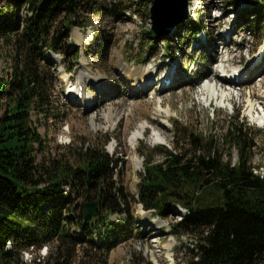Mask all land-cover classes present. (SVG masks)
<instances>
[{
	"label": "trees",
	"instance_id": "trees-1",
	"mask_svg": "<svg viewBox=\"0 0 264 264\" xmlns=\"http://www.w3.org/2000/svg\"><path fill=\"white\" fill-rule=\"evenodd\" d=\"M257 1H252L257 19L264 20ZM83 4L0 0L2 52L10 60L7 77L0 74V264H25L22 248L52 241L57 242L38 264H106L105 259L89 260L94 258L84 251L76 261L75 246L86 244L106 254L129 238L134 228L130 198L163 218L180 212L176 206L184 209L172 227L174 234L189 237L191 251L195 248L187 264H263L264 174L254 171L250 126L238 117L221 129L183 128L172 148L151 150L159 155L156 159L149 148L140 152L137 196L116 181L120 160L103 145L79 149L76 163L66 154L51 163L38 162L43 137L31 114L49 112L54 78L41 59L47 49L68 54L67 39L83 16ZM146 34L158 39L151 29ZM229 145L237 150L234 162L225 150ZM79 195L101 199L89 222ZM113 214L125 217L114 220ZM73 223L77 228L71 230ZM131 264L152 263L141 259Z\"/></svg>",
	"mask_w": 264,
	"mask_h": 264
},
{
	"label": "rangeland",
	"instance_id": "rangeland-1",
	"mask_svg": "<svg viewBox=\"0 0 264 264\" xmlns=\"http://www.w3.org/2000/svg\"><path fill=\"white\" fill-rule=\"evenodd\" d=\"M139 1L83 0V16L67 39L68 54L46 50L41 60L54 77L52 103L49 112L31 114L43 137L38 162L51 163L66 154L76 163L79 149L103 145L120 160L116 181L126 193L137 196L142 151L149 148L150 152L157 145L172 148L183 128L221 129L238 117L250 126L254 171L264 174V126L251 118V113L264 115V20L258 21L253 0H187L184 21L168 34L158 35V39L146 34L152 30V2ZM256 3L264 13V0ZM24 12L22 9L21 14ZM196 16L198 25L193 27ZM3 49L5 44L0 39V74L7 77L10 60ZM260 50L263 52L258 57ZM171 69L178 72L177 83L164 88L161 79ZM242 70L254 71L240 85L225 81V77ZM82 73L87 75L85 84L78 77ZM137 75L143 76L142 81ZM144 81L149 83L137 84ZM206 82L214 85L215 95L206 92ZM77 86L78 93L82 87V95L92 97L91 107L86 108L81 98L73 97ZM102 87L107 90L99 95ZM222 90L226 93L223 98L219 96ZM248 102L253 104L252 110ZM225 150L236 161L235 146ZM150 153L153 159L159 157ZM81 195L77 198L80 203L93 200ZM130 202L133 234L106 254L78 243L74 259L77 261L84 251L94 258L89 260L105 259L106 264H131L141 259L152 264H187L195 248L191 251L189 237L174 234L176 229L172 227L184 209L176 206L180 212L163 218L132 198ZM124 217L110 216L114 220ZM76 228L73 223L71 230ZM56 242L22 248L20 258L25 264L42 263Z\"/></svg>",
	"mask_w": 264,
	"mask_h": 264
},
{
	"label": "water",
	"instance_id": "water-1",
	"mask_svg": "<svg viewBox=\"0 0 264 264\" xmlns=\"http://www.w3.org/2000/svg\"><path fill=\"white\" fill-rule=\"evenodd\" d=\"M149 11L152 30L159 36L166 35L188 15V1L152 0ZM100 202V197H97L90 201L85 199L81 203L85 221H90L97 215Z\"/></svg>",
	"mask_w": 264,
	"mask_h": 264
},
{
	"label": "bare ground",
	"instance_id": "bare-ground-1",
	"mask_svg": "<svg viewBox=\"0 0 264 264\" xmlns=\"http://www.w3.org/2000/svg\"><path fill=\"white\" fill-rule=\"evenodd\" d=\"M190 9H191V6H190ZM174 29V28H173ZM172 29V30H173ZM171 30V31H172ZM77 33V32H76ZM227 33V32H226ZM76 35V37L78 38V39H80L81 38V36L79 35V34H75ZM226 35V34H225ZM227 36V35H226ZM261 51V50H260ZM263 51H261L260 52V54L258 55V57L261 55V53H262ZM170 60V59H169ZM252 71H254V70H252ZM252 71H244V70H242V71H240V72H238V73H235V74H232V75H230L229 77H225V81L226 82H228V84H238V85H240V83H243L244 81H246V79H247V77L250 75V73L252 72ZM86 73H82L80 76H78L80 79V82L81 83H83V84H85V80H86V78H87V75H85ZM244 74H246V75H244ZM169 75H171V77L169 76ZM89 77V76H88ZM136 78L138 79V80H141L142 78H143V76H136ZM97 79V78H96ZM93 80H95V77H94V79ZM177 80H178V72H177V70L175 69H171V70H169L163 77H162V79H161V86H163L164 88H168V87H171L172 85H175L176 83H177ZM142 81V80H141ZM79 82V83H80ZM139 83L140 84H142V85H145L146 86V84H148L149 82H147V81H144V82H138L137 84L139 85ZM103 83H100L99 84V86L101 87V85H102ZM136 84V88L138 87V85ZM203 86L205 87L204 89L206 90V92L208 93V94H210L211 93V95H215V93H216V88L214 87V85H211V84H209L208 82H206V83H204L203 84ZM80 89H81V92H79L78 93V86H77V88L75 87V91H73L74 92V94L73 95H75V96H73L75 99L76 98H81L82 99V101H84L85 102V106H86V108H89V107H91L93 104V99H92V97H90V96H85V95H82V87H80ZM99 90L101 91H99V95H102V92L104 91V90H107V89H105L104 87H102V88H99ZM77 94V95H76ZM210 95V96H211ZM226 95V93L225 92H223V90L220 92V97L221 98H223L224 96ZM91 98V99H90ZM248 104H249V106H250V109L252 110V108H253V104L251 103V102H248ZM89 110V109H88ZM250 110V111H251ZM250 116V115H249ZM251 118H252V122H254L255 124H257V125H260V126H264V115H253L252 113H251ZM135 138V137H134ZM133 138V139H134ZM132 139V140H133ZM136 141V140H135ZM137 168V167H136Z\"/></svg>",
	"mask_w": 264,
	"mask_h": 264
}]
</instances>
